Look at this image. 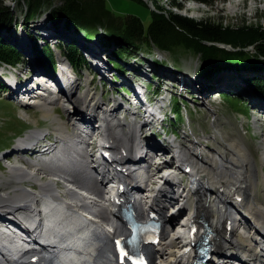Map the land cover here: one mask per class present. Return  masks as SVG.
<instances>
[{"label":"rangeland","instance_id":"374dc122","mask_svg":"<svg viewBox=\"0 0 264 264\" xmlns=\"http://www.w3.org/2000/svg\"><path fill=\"white\" fill-rule=\"evenodd\" d=\"M104 1L116 16L122 18L128 15L137 16L146 27L152 20V9L145 0ZM156 1L157 5L164 8L163 12L168 16L169 12H172L198 21L208 20L231 30L244 26L264 29V0H213L212 4L197 0ZM153 3L156 10L160 11L154 1ZM59 4H61L59 0L52 2L53 6ZM5 6L11 7L14 16L8 19L4 26L0 23V38L15 45L22 53V60H20L22 63L16 65L17 68L22 69V72L18 71L22 79L25 81L33 79L31 72H28V69H31L28 66L33 63L38 64L53 76H59L60 69L67 68L72 77L77 80L76 92L80 94L90 92L89 94L111 107L115 106L116 98L121 97V94L124 95L123 89L142 87L143 98L145 94L149 101L148 104L151 102L152 109L157 108L154 123L144 124V130L151 133L150 137H155L161 143L168 144L166 148L169 146L173 150L178 146L184 148L189 152V158L194 155L193 150L198 149L205 156L210 168L211 166L215 168L213 167L215 161L218 162L223 152L227 153L225 142L245 145L257 166L259 176L256 202L259 200L264 204V71H260L261 69H258L260 66L256 65L242 66V62H250L257 55L255 45L246 48L237 47L242 34L233 37L235 42L232 44L216 42L218 46L235 52L226 56L227 60L235 64L229 66L230 62H224L211 69L208 74H203L200 56L185 47L175 48L172 51H163L155 46L152 49L145 47L138 52L122 49V59L118 60L115 55L120 53L112 42H106L102 39L103 37L88 40L85 32L68 27L66 22L55 25L48 10L42 11L27 22L24 18L23 3L17 0H0V8ZM99 28L101 31L105 30L103 27L99 26ZM47 42L56 52L55 59L58 69H54L51 63L48 65L39 55L38 45L44 46ZM76 43L82 60H75L79 55L70 52L73 48L72 44ZM97 62L100 66L96 64ZM117 65L120 68H117ZM106 67H108L107 73L104 70H107ZM91 72L99 73L90 85ZM223 94H228L230 97ZM14 95V91L0 84V195L4 197L6 194L11 196L15 187L13 183L16 180L11 175V167L17 166L30 174H35L27 169L30 168L29 163L32 162L30 159L34 156L19 152L20 148L17 149L19 142L26 140L29 134L35 132L41 134L52 130L55 127V118L67 123L59 105L51 110L49 117L47 110L32 106L29 101H21L18 97H16L17 100L12 97ZM173 98L177 100L174 101ZM177 108L181 109L180 117L183 116V118L176 114ZM70 109L72 110V106ZM117 116L133 128L135 126L138 128L141 123L137 115H128L125 110H119ZM174 132L178 134V140L174 138ZM160 152L158 151V155ZM174 154V151L167 152L162 157V163L169 159L173 162V166L167 167L169 165L164 164L167 168L157 175L159 178L157 183L164 182L161 177L165 173L172 178H179L181 183L176 189H179L178 194L182 196L178 197L179 202L174 205L173 210L179 207L185 211V216L183 219L179 218L178 222L188 224L189 216L195 213L197 199L190 191L189 175H186L184 169L178 166L179 162L173 157ZM47 174L50 176L51 172ZM47 174L43 171L35 175L43 178L44 182L54 181ZM28 187L39 190L35 185L25 182L23 188L27 192H29ZM156 188L157 184H153L150 188L153 190L148 191L146 198L148 202L155 195L156 192L153 191ZM33 194L37 195V192ZM183 200L186 203L183 204ZM245 209V205L241 207V210L245 211ZM239 213L233 211L231 216L234 220L236 219L235 222H238L236 230L239 233H245L248 236L246 238L250 237L256 243L260 241L255 236L251 224L243 220L240 222ZM242 218L245 220L244 216ZM171 228L172 226H166V233L170 237L174 235ZM182 235L188 236V225L182 229ZM182 246L183 244H180L175 248L176 254L185 251ZM168 252L169 248L164 245L158 253L167 254ZM156 260V264H160V260L158 258Z\"/></svg>","mask_w":264,"mask_h":264},{"label":"bare ground","instance_id":"6f19581e","mask_svg":"<svg viewBox=\"0 0 264 264\" xmlns=\"http://www.w3.org/2000/svg\"><path fill=\"white\" fill-rule=\"evenodd\" d=\"M96 64L99 65L98 62ZM37 65L33 63V65L31 64L28 66L31 68L28 69V72H31L30 75L36 76L32 80H28L30 82L25 81V79L19 80L13 78L11 75L8 77L9 82L14 87L12 91H14L15 95L23 92L24 88H32L31 93L33 94L35 93L34 87L36 85L44 84L43 81L49 78L42 71V67ZM106 68L107 70H104L107 73L108 67ZM60 71L59 78L54 80L52 78L49 79L54 82L57 88L62 92L63 96L70 100L69 102L73 104V110L71 111L70 108L64 107L65 112L68 114L67 123L63 122L61 119L55 118L54 122L57 130L67 132L69 126L75 128L76 131H79L80 133H86V135H89V142H92L93 152L100 151L102 146L101 138H104L105 142L107 141L112 146L108 149H110L116 157L120 156V161L129 160L133 157L132 154L137 151L143 153V146L141 145L143 141H145L148 148L151 146L152 149L158 148L159 150H165L166 147H168V144H163L158 141L157 138L150 137L151 133H148L145 136L144 133L138 134L135 127L133 128L132 125L126 124L118 118L117 112L125 107L123 105L122 96L115 99V106L111 107L110 105H105L102 101H99L93 95L89 94L90 92L84 94L76 92L75 87L77 86V80L72 77L69 69L61 68ZM19 72H22V70ZM19 72H15L16 75H18ZM20 77L22 78V76ZM132 88L134 90L133 96L137 100V110L141 112V117L149 124L154 123L155 116L157 115V108L152 109L150 103L148 104L149 101L145 94L143 98L142 93L144 91L142 90V87L138 86ZM35 101L39 103L36 107L45 111L47 110V115L49 117L52 113L51 110L55 108L56 105H61V102H48L47 100L40 98ZM40 135L41 134L35 132L29 134L26 140L19 142L17 147V149L20 148L19 152H24L25 150H32V152L39 151L40 148L37 144H33L32 141L39 138ZM225 145H227V153L223 152V156H220L218 162L215 161L216 163L213 166L215 168H212V166L210 168L205 156L198 149L193 150L192 154L194 155L191 158L188 157L189 152L181 147H179V156L177 154L173 155L174 158L178 159L177 162H179L181 168L184 169L186 175H189L191 179L190 191L197 199L195 213L189 216L188 224H180L178 222L180 219H183V216H185V211L179 207L173 210V208H175L174 205L179 202L178 197L180 195L182 196V194H178L180 193L179 189H176L177 181L172 178V176H168V173H165L161 177L164 182L157 183L159 179L157 178V175H160L159 173L167 167L173 166V162L169 159L162 163V156L155 154L153 157V163L151 162V171L148 172L147 170L145 172L146 176L143 178V184H141L140 180L137 178L129 177L127 175L123 177L122 172L118 173L116 170L112 171L114 179H117L122 184H126L127 187H132L135 184L139 195V205L147 204L148 200L146 198L149 194L148 191L150 192L153 190H150L153 184H157V188L153 191L156 192L153 196L154 205L156 206H153L154 210L157 211L163 219V242L159 243V246L148 249V252L151 256L157 254L160 264H188L187 262H189V260L186 251L176 254L175 248L180 244H183V249L188 247L187 243L184 245L182 229H184L186 225L190 228L191 223H200V219L206 223V229L208 231L215 232V235L221 238V243L217 247V252L214 253L218 260L224 261L225 264H264V204L259 202V200L256 202L257 198L255 197L257 196V184L259 182L257 166L245 145L236 144V142H225ZM162 155L164 156L165 154L163 153ZM193 158L197 159L198 162H195ZM23 159L24 158H21V160ZM29 164L30 169H33V163L30 162ZM80 164L73 163V166L69 168L72 171L74 168L75 170H79L77 168L82 167ZM164 164L169 166L165 167ZM187 167L188 170L186 171L185 168ZM106 168H110L107 166V161ZM48 169V167H40L39 172L40 174L43 171H45V174L50 173L51 171ZM10 170L12 173L11 175L15 178L16 182L13 183L15 187L13 188L11 196L9 194H6V197L0 195V221L2 223L9 221L14 225L25 227L24 222L19 218V213L16 215L15 211L25 208L29 201L36 200L37 195L33 194L34 192L30 190H28L29 192L24 190V183L28 182L31 185H35L40 190V193L55 194L57 193V185H60L61 181L57 182L53 179L54 181L46 180V182H44L43 178H39L33 173L30 174L17 166L11 167ZM79 171L81 172L79 175H76V172L74 171L69 173L64 168H59V170L55 172L56 174H63L68 177L73 176L77 182L87 184L101 195L105 194L110 197L112 196L111 189L107 184L106 179L90 181L87 179L88 173L87 175H84L86 174H82L84 170ZM47 176L49 175L47 174ZM169 183H171V185ZM122 192L123 193H119L118 195L120 200H127L128 202L136 201L132 200L133 196L130 195L128 191L124 190ZM70 195L77 197L73 191H70ZM79 201L84 203L85 208H99L108 220H113L114 232L110 233L107 231L99 234L102 242L97 249L95 257L97 260L103 258L110 260L112 239L125 232L127 226L122 221L117 211L112 213L108 207L93 206L88 201H83V199H79ZM182 202L183 204L186 203L185 200ZM244 205L246 207L245 211L241 210V207ZM233 211L237 212V214L240 212V222L243 220L253 226L252 230L254 229L255 236L259 238L260 241L256 239L258 241L256 243L251 240L250 237L246 238L248 236H246L245 233H239L236 230L238 222H235L236 219L234 220V218H231ZM243 216L245 220L242 218ZM164 223L172 226L170 230L174 232L173 236L170 237L168 233L164 232ZM35 238L32 239L35 240ZM164 245L169 248V252L167 254L158 253ZM182 248H180V250H182ZM40 256L41 264H45L47 260L46 257L43 255Z\"/></svg>","mask_w":264,"mask_h":264},{"label":"trees","instance_id":"16d2710c","mask_svg":"<svg viewBox=\"0 0 264 264\" xmlns=\"http://www.w3.org/2000/svg\"><path fill=\"white\" fill-rule=\"evenodd\" d=\"M17 1L24 5L25 21L29 22L42 11L48 10L55 25L66 22L68 27L85 32L88 40L103 37L102 39L106 42H112L119 50L120 54L115 55L118 60L122 59V49L138 52L145 47L152 49L155 46L163 51H172L175 48L185 47L200 56L202 60L201 72L203 74H208L211 69L224 64V62L229 63L230 61L226 59V56L235 53L218 46L216 42L232 44L235 42L233 37H238L242 34L237 47L246 48L250 45L257 47L256 57L252 58L250 62H242V66L256 65L260 66L258 67V69H261L260 71H264V29L260 27L253 28V26H248V28L244 26L240 29L231 30L223 27V25L213 24L208 20L198 21L172 12H169L168 16L163 12L165 11L164 8L157 5L156 0L152 1L155 2L157 9L162 12L152 10V20L147 27L137 16L128 15L123 18L116 16L106 6L104 0H59L61 4L58 6L52 5L54 0ZM197 1L207 4H212L213 2V0ZM13 16L14 12L11 7L0 8V23L3 26ZM99 26L105 29L103 30L104 33ZM72 47L70 52L79 55L78 59L76 58L75 60H82L78 44H72ZM38 51L44 62L48 63V65L51 63L54 69H58L55 59L56 52L49 42L45 43L44 46L39 44ZM22 56V53L15 45L0 38V63L15 64L20 61ZM71 63L73 62L71 61ZM234 64V62H230L229 66ZM45 65L48 67L47 64ZM117 68H120V66L117 65ZM0 84L4 85L2 81H0ZM223 95L230 97L228 94ZM173 100L176 101L177 99L173 98ZM176 114L180 117V114L182 115L181 109L177 108ZM180 118H183V116Z\"/></svg>","mask_w":264,"mask_h":264},{"label":"water","instance_id":"95a60500","mask_svg":"<svg viewBox=\"0 0 264 264\" xmlns=\"http://www.w3.org/2000/svg\"><path fill=\"white\" fill-rule=\"evenodd\" d=\"M145 1L148 3V5L151 7L152 10H156L153 1H151V0H145Z\"/></svg>","mask_w":264,"mask_h":264},{"label":"snow or ice","instance_id":"6c2138e0","mask_svg":"<svg viewBox=\"0 0 264 264\" xmlns=\"http://www.w3.org/2000/svg\"><path fill=\"white\" fill-rule=\"evenodd\" d=\"M117 243H119V241H117Z\"/></svg>","mask_w":264,"mask_h":264}]
</instances>
